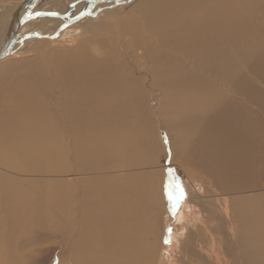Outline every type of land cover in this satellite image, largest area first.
<instances>
[{
	"label": "bare ground",
	"instance_id": "bare-ground-1",
	"mask_svg": "<svg viewBox=\"0 0 264 264\" xmlns=\"http://www.w3.org/2000/svg\"><path fill=\"white\" fill-rule=\"evenodd\" d=\"M23 1L0 5V42ZM109 6L72 25L107 38L48 62L1 61L0 264H49L58 249L61 264L154 263L159 213L175 202L170 181L163 189L147 171L160 141L150 105L166 117L161 150L184 149L216 192L234 196L216 199L212 229L229 225L245 264H264V194H244L264 190V0H139L120 29L99 20L124 11ZM37 24L16 51L57 31ZM44 241L60 246L38 249Z\"/></svg>",
	"mask_w": 264,
	"mask_h": 264
},
{
	"label": "rangeland",
	"instance_id": "rangeland-1",
	"mask_svg": "<svg viewBox=\"0 0 264 264\" xmlns=\"http://www.w3.org/2000/svg\"><path fill=\"white\" fill-rule=\"evenodd\" d=\"M19 1H21V0H17V1L16 0H12V1L11 0H1L0 5H5V6L9 7L10 9H13V8H15V6H17V3ZM75 1H78V0H55V2H54V0L53 1L52 0H40V2L38 3L40 6L39 5L37 6L36 11H37V13L40 12V13H47V14H52L54 11L55 12L57 11V13H59V14H61V13L63 15L68 14L70 16L73 13L79 14L78 12L81 10L80 9L81 8V6H80L81 1L79 2V4L77 6H75L73 4ZM83 1L86 2L87 0H83ZM58 2H61V3H58ZM101 2L104 3L105 0H102ZM108 2L111 4V6H109V8H111L112 10L113 9H116V10L122 9L124 11H122V12L119 11L118 13H116L115 18H112V17L110 18V16L107 15L108 13L104 14V16L101 17L99 20L102 21V23H108L109 25L115 27V29H120L121 24H122L125 16L131 14L130 12H133L132 9H135V6L137 3H139V0H108ZM115 2H117V4ZM54 3H55V6H54ZM11 4H13L15 6H13ZM63 5H65V8H67L68 12L65 9H59L58 8V7L63 6ZM71 9H72V11H71ZM109 11L113 12L111 10H109ZM40 13H39V15H40ZM105 15H107V16H105ZM40 16H39L40 18L37 17V18L33 19V20H35V23H38L36 28H38L39 26H41L40 28H42L44 26L46 27L48 25V24H46V21H44V20H46L44 17H48V16H43V15H40ZM42 16H43V18H42ZM56 23H57V21L56 22L54 21V23L52 24L53 26L51 24H49L47 26V29L50 30V35L52 34V31L58 30V28H59V25H57V26L54 25ZM72 25H74V24H72ZM53 27H55V28H53ZM72 29L73 30H72L70 35L64 36L62 38L61 37H58V38L55 37L54 39H49V38H38V37H36L35 39H32V40H27V41L25 40L24 41L25 44H23L24 47L20 45L21 47L19 46L20 48H18L19 50L24 48L23 49L24 52H22L21 54L15 55V52L18 51V49H17V51L16 50L13 51V55H11L10 57H8L5 60H2V62L10 61V60H24V59H30V58L33 59L36 56L41 57V55L48 62V60L50 58L49 56L54 55V53L62 54L63 52H71L72 48H74L81 39H90V36H93L94 38H97V37L107 38L109 36L108 32L106 33V30L102 31L100 34H91V33H88L87 29H84L82 31V33H80L78 36V34L76 35L77 27L74 26V27H72ZM33 31H35V30H33ZM33 31L31 30V31H29V33L30 32L32 33ZM106 35H108V36H106ZM42 39H43V41H42ZM21 43H23V42H21ZM99 50H100V53L96 54V56L100 57V58L106 57L105 51L101 50V49H99ZM2 62H0V65ZM165 106H166V104H165ZM153 107L154 106L150 105V108H152V112H153V113H151L152 114V120L155 121L154 126H155L156 138L160 139V141L158 142L159 143V147H158L159 149L155 153V156L153 159L154 165H152L153 167L151 166V167L147 168V171L150 170V171L154 172V176L156 177L157 180H159L161 182L163 189H164V187H166V184L168 183L167 181H170L168 183L169 186L171 185V187H169V191H168L169 192V198H171L172 201L175 202V205L172 208V207L168 206L167 199H166V201L164 200L165 205L159 213L160 218H159L158 224L156 225V232H158L157 234L159 236H158L157 241H156V248H154L155 254H154V263L153 264H187V263L197 264L196 262H198V264H202L203 261H205L206 263H209V264H233V263L239 264L240 262L242 264L243 263L245 264V259H244L245 257L242 255L240 250L237 249V247H238L237 242H235L231 237L232 234L233 235L235 234V232L231 229V227L229 225L226 226L227 228L223 227L219 231V233H217L216 230L214 231L212 229V226L215 228V225L218 222L215 219V216H217L218 214L214 215V214L210 213V208H212L213 206H216V199L217 198L220 197V200H224L225 198H227V200H230L234 196L231 194L222 193L220 191L216 192L215 188L212 185L211 180L208 179L207 175L204 172L199 170V167L194 164L195 162L194 163L193 162H186V161L182 160L183 155H185L184 149H182L181 151L175 152L172 156H171L170 151L167 150L166 148H164V150H161V148H163V144H161L162 139L160 136L165 135L163 133L165 131V129H164L165 123L163 120H165L166 117L159 115V114H161L160 113L161 108H159V110L157 108V110H156L155 108L157 106L154 108ZM155 117H159L160 119L155 120ZM160 131H161V133H160ZM165 133H166V131H165ZM171 168H173V169H171ZM180 171H183V174H179V173H182ZM183 175L185 177H183ZM181 177H183L184 182L179 184L178 180H180ZM180 181L182 182V180H180ZM171 183L173 185H175V188L177 187V185H179L180 187L183 188L184 198H180L179 189L173 188V185ZM244 194H246V195L264 194V190L254 191V193H251V194L248 192H245ZM165 195H168V194L166 193ZM174 195L176 198H174ZM182 199H185V201L187 202L188 208L187 207H185V208L181 207ZM214 203H215V205H214ZM206 210H208V211H206ZM217 210H219V208H217ZM212 217H214L213 221H211ZM207 226H209V227H207ZM228 229H229V231H228ZM208 230L210 232H208ZM223 235H224V237H223ZM214 238H216V239H214ZM48 241H44L43 243H41L43 245L40 244L41 246L40 245L37 246L38 249L41 250V249L45 248V250H48L51 248V246H54V249L56 250L59 248V246H60L59 243L62 240L61 241L59 240L58 241L59 243L58 242L49 243ZM50 241H53V239ZM216 241H218V243ZM231 241H232V243H231ZM234 246L236 249L234 248ZM32 248H34V247H32ZM36 248H34L32 250H36ZM219 248H220V250H219ZM210 249L212 252L210 251ZM58 253H59V249H58V251H55V253H52L51 255H49V258H48L49 264H55V263L61 264V261L59 259L60 256ZM215 253H218V254H215ZM191 254L193 256H191ZM221 255L223 257H221ZM227 260H228V262H227ZM222 261H224V262L222 263Z\"/></svg>",
	"mask_w": 264,
	"mask_h": 264
},
{
	"label": "water",
	"instance_id": "water-1",
	"mask_svg": "<svg viewBox=\"0 0 264 264\" xmlns=\"http://www.w3.org/2000/svg\"><path fill=\"white\" fill-rule=\"evenodd\" d=\"M101 1L102 0H87V10L84 13L82 12L71 17L68 14L63 15L54 12L52 14H45L39 12L40 15L64 21V23L59 26L58 30L50 39H54L60 33V31L69 28L70 26H72V24L78 23L82 21L83 18L89 16V14L95 9V7L101 4ZM39 2L40 0H24L11 14V17L9 18L10 27L7 34L1 39L2 41L0 42V62L10 57L17 45L25 39L24 36L21 37L22 30L35 18V16L37 17V15L39 14L35 13V9L39 5ZM79 2L80 1H75L73 4L77 6ZM34 37L47 38V36H41L39 34L34 35Z\"/></svg>",
	"mask_w": 264,
	"mask_h": 264
},
{
	"label": "snow or ice",
	"instance_id": "snow-or-ice-1",
	"mask_svg": "<svg viewBox=\"0 0 264 264\" xmlns=\"http://www.w3.org/2000/svg\"><path fill=\"white\" fill-rule=\"evenodd\" d=\"M31 18V16H30ZM177 188L179 189V192H180V198H184V190L182 187H180L179 185H177Z\"/></svg>",
	"mask_w": 264,
	"mask_h": 264
}]
</instances>
